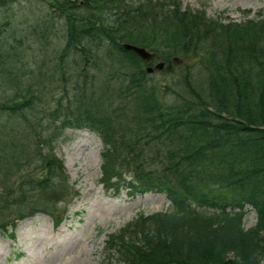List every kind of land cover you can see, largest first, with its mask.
<instances>
[{
	"label": "trees",
	"instance_id": "16d2710c",
	"mask_svg": "<svg viewBox=\"0 0 264 264\" xmlns=\"http://www.w3.org/2000/svg\"><path fill=\"white\" fill-rule=\"evenodd\" d=\"M11 1L0 0V5ZM53 1L68 25L65 52L86 53L82 44L97 46L109 37L105 57L120 71L121 91L134 109L118 114L103 109L99 96L93 102L92 95L80 99L76 94L59 96L53 108H38L42 91L35 93L30 83L11 77L17 90L0 103V115L35 127L42 142L44 130L52 129L54 137L67 126L88 127L104 143L106 187L117 189L122 180L130 195L166 193L167 211L140 214L107 240L119 254L118 264H264V18L221 23L202 10L182 7L179 0L124 6L119 0V8L116 0H93L98 15L85 9L86 3L83 8L70 0ZM109 6L115 8L112 24L105 16ZM126 40L150 46L165 59L174 54L196 58L180 76L184 94L176 102L167 104L147 86L142 62L117 42ZM0 70L12 73L11 66L0 65ZM18 137L0 129V214L12 203L25 202L27 211L18 212L23 217L47 210V204L68 193L62 160L52 151L42 156L30 150ZM155 154L166 156L160 167L152 165ZM31 162L46 170L41 179L23 172L30 171ZM124 171L131 181H125ZM247 205L256 211L249 228L243 223Z\"/></svg>",
	"mask_w": 264,
	"mask_h": 264
},
{
	"label": "rangeland",
	"instance_id": "374dc122",
	"mask_svg": "<svg viewBox=\"0 0 264 264\" xmlns=\"http://www.w3.org/2000/svg\"><path fill=\"white\" fill-rule=\"evenodd\" d=\"M49 1L16 0L7 7L0 6V65L18 67L25 63V67L34 72L28 71L22 75V81L35 84L36 88L37 68L44 63L48 65L41 67L43 71L54 67L55 58L59 50H62L66 38L65 23L62 19L55 18L48 6ZM181 1L184 6L203 8L209 17L222 18L223 22H238L251 18L259 9L264 16V0ZM243 9H250L251 12L244 15L241 12ZM49 17L54 19L47 20ZM93 53L94 57L86 66L90 78L85 81L79 75L80 64L73 65L71 61L73 54L65 57L68 63L66 65L69 66L64 68L65 77L68 79L66 83L60 79L62 70L53 74L46 71L51 74L47 76V80H52L47 85L49 91L44 96L42 107H53L57 97L65 93L72 95L75 90L73 83L77 86L81 83L83 86L87 82L94 84V87L85 85L89 92H103L106 89L103 84H118L115 83L117 79H114L108 66L102 63L104 58L100 55L101 52L94 50ZM181 59L182 64L194 62V58L184 55ZM6 72L0 70V101L16 90L15 87L7 85L9 76ZM178 73L180 75V69L167 74H150L149 82L159 98L165 96V100L170 102L180 93ZM196 85L201 86V81ZM114 89L119 94L116 86ZM0 124L4 133H10L12 130L18 133L19 139L24 138L19 142L27 141L30 150L39 152L40 155L53 151L63 159L67 176V181L63 184L69 194L62 202L51 205L47 213L38 212L25 219L15 218L14 236H10L9 232L0 231V264H107L109 256L105 251V241L109 234L118 232L140 213L150 214L169 208L170 201L163 192L131 196L125 187H121L117 193L105 190L100 180V153L103 145L100 138L87 128H66L46 144H39L38 136L33 134L31 138L25 133L23 129L27 125L22 120L8 119L5 114H1ZM48 133L49 131L44 132L43 136ZM29 170L25 174L32 172L34 178L39 179L45 174L42 167L31 166ZM1 191L0 187V193ZM27 208L26 206L25 211ZM16 213L13 211L11 215L16 217ZM55 217L63 218L58 226L54 225ZM255 220L254 210L247 207L243 219L244 226L251 227ZM111 257L112 263L116 264L117 254L113 253Z\"/></svg>",
	"mask_w": 264,
	"mask_h": 264
},
{
	"label": "water",
	"instance_id": "95a60500",
	"mask_svg": "<svg viewBox=\"0 0 264 264\" xmlns=\"http://www.w3.org/2000/svg\"><path fill=\"white\" fill-rule=\"evenodd\" d=\"M124 47L127 49H132L134 50L139 56H141V58H143L146 62H150L154 53L150 52L148 50H146L143 47H137L134 45H130V44H124ZM172 61H174L175 63H179V59L177 57L172 58ZM164 67V62L163 61H158L155 65L154 68L155 69H162ZM171 67V63H168L166 65V68H170ZM153 70L152 67H147V71L151 72Z\"/></svg>",
	"mask_w": 264,
	"mask_h": 264
}]
</instances>
